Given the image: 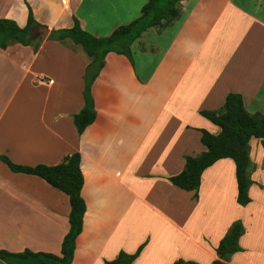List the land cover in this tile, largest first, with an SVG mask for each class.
<instances>
[{
  "label": "crops",
  "instance_id": "obj_1",
  "mask_svg": "<svg viewBox=\"0 0 264 264\" xmlns=\"http://www.w3.org/2000/svg\"><path fill=\"white\" fill-rule=\"evenodd\" d=\"M148 2L0 0V19L25 28L31 8L39 26L50 31L44 41L0 49V156L20 166L51 167L81 155L87 210L72 264H105L141 247L133 264H212L236 221L245 228L244 251L230 264H264L261 140L250 141L251 160L255 143L263 161H252V202L245 207L237 202L230 158L203 173L197 192L170 181L183 172L186 157L207 151L202 130L221 133L202 111L220 110L235 93L248 112L264 115V0L181 1L178 19L149 29L133 44L137 65L132 57L107 55L92 87L97 119L81 136L77 132L73 117L84 107V75L92 59L70 38L51 40V32L71 29L78 20L93 36L109 37L141 17ZM151 31L159 35L149 37ZM27 96L28 105L22 106ZM228 167L232 186H224L223 204L213 209L204 202L203 189L222 183ZM70 214L64 192L38 176L15 173L0 160V234L7 228L15 232L0 240V250L62 257ZM46 229L56 231L55 237L33 239Z\"/></svg>",
  "mask_w": 264,
  "mask_h": 264
},
{
  "label": "trees",
  "instance_id": "obj_2",
  "mask_svg": "<svg viewBox=\"0 0 264 264\" xmlns=\"http://www.w3.org/2000/svg\"><path fill=\"white\" fill-rule=\"evenodd\" d=\"M184 0H149L142 10V15L128 25L120 26L109 37H95L84 31L78 20L71 29L52 31L50 38L64 41L72 39L81 45L85 53L92 59L85 75L83 92L84 107L74 115V124L81 136L97 119L92 87L105 65L108 54L116 53L132 57L133 44L151 28L164 29L180 17L179 4ZM39 26L31 8L29 9L28 25L20 28L16 22L0 19V49H7L12 43L30 46V29ZM36 51L40 46L37 41ZM201 115L221 129L219 135L202 130V143L207 151L197 157H186L183 172L170 181L185 191H198L203 173L222 159H232L236 165L239 205L245 207L252 200L249 196L254 182L250 177L252 160L250 157V141L261 140L264 147V115L251 114L245 107L240 94L231 93L227 96L224 106L218 111H202ZM13 172L38 176L52 187L64 192L70 199V231L62 244V257L50 253H34L25 250L21 253H10L0 250V264H72L76 249V240L83 231L84 216L87 210L82 197L84 176L81 170L79 153L67 156L56 166L38 165L36 167L20 166L12 163L7 157L0 156ZM254 171V170H253ZM245 228L242 221L233 223L231 229L221 240L217 249L219 259L212 264H230L232 257L244 249L240 246V238ZM141 247L135 254L121 252L118 258L105 264H133L140 256ZM175 264H198L193 261L179 260Z\"/></svg>",
  "mask_w": 264,
  "mask_h": 264
},
{
  "label": "rangeland",
  "instance_id": "obj_3",
  "mask_svg": "<svg viewBox=\"0 0 264 264\" xmlns=\"http://www.w3.org/2000/svg\"><path fill=\"white\" fill-rule=\"evenodd\" d=\"M153 32H156V31H151V33H149V37L158 36L159 35V33H157V32L153 33ZM51 40H54V39L51 38ZM138 44H141V43H138ZM79 48H81V47L79 46ZM82 51H83V49H82ZM138 60L139 59H138L137 55L133 54L132 55V62H134L137 65ZM29 99H30L29 96L23 97L22 98V106L28 105L27 102H29ZM253 146H254V156H253L252 161L256 159L257 163L259 164L260 160H262L263 158L260 159L261 155H259L260 157L257 156V154H256L257 146H256L255 143H254ZM227 170L228 171H227L226 175L224 176L225 178H224L222 183L217 182V180H216L215 183L213 182V185H209V187H207V188L205 186L204 189H203V191H204V202L208 203L210 205L212 204V208L213 209L218 207L220 204H223V201H224L223 193L225 191V187L224 186H230V188L232 186L231 169L229 168ZM253 170L255 171V165L252 162V166L250 168V173H251L250 177H251L252 180H253V177H254V171ZM222 176H223V173H222ZM220 177H221V174H220ZM222 188H223V191H222ZM230 198H231V194L228 197V199H230ZM7 230H8V232H6L7 234L6 233L5 234H0V240H2V239L6 240V239L12 237L15 234L13 228H9V229L7 228ZM45 231H47V232H45ZM45 231L44 232L42 231L43 232L42 235H41L42 237H33V239H37L38 238L37 240H43L45 238H54L55 237L56 231L52 230V232H49L50 231L49 229H46ZM27 239H29V237Z\"/></svg>",
  "mask_w": 264,
  "mask_h": 264
},
{
  "label": "water",
  "instance_id": "obj_4",
  "mask_svg": "<svg viewBox=\"0 0 264 264\" xmlns=\"http://www.w3.org/2000/svg\"><path fill=\"white\" fill-rule=\"evenodd\" d=\"M36 31H41V34H35ZM30 40L40 39L41 41L46 40L47 36L49 35L50 31L45 26H37L35 28L30 29Z\"/></svg>",
  "mask_w": 264,
  "mask_h": 264
}]
</instances>
